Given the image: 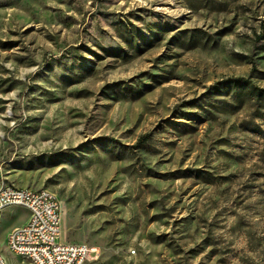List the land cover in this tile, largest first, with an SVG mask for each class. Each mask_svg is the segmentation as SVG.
Listing matches in <instances>:
<instances>
[{"label": "rangeland", "instance_id": "1", "mask_svg": "<svg viewBox=\"0 0 264 264\" xmlns=\"http://www.w3.org/2000/svg\"><path fill=\"white\" fill-rule=\"evenodd\" d=\"M2 181L84 264H264V0H0Z\"/></svg>", "mask_w": 264, "mask_h": 264}, {"label": "built area", "instance_id": "2", "mask_svg": "<svg viewBox=\"0 0 264 264\" xmlns=\"http://www.w3.org/2000/svg\"><path fill=\"white\" fill-rule=\"evenodd\" d=\"M11 206L26 209L24 221L6 232L15 255L29 264H84L97 249L81 242H61V204L46 188L0 182V213ZM0 264H5L0 254Z\"/></svg>", "mask_w": 264, "mask_h": 264}, {"label": "trees", "instance_id": "3", "mask_svg": "<svg viewBox=\"0 0 264 264\" xmlns=\"http://www.w3.org/2000/svg\"><path fill=\"white\" fill-rule=\"evenodd\" d=\"M233 84H234V85H240V86H247V85H248V84H247L245 81H243L241 78L235 79V80L233 81ZM249 88H250V92H255V94H256L257 96H261V95H262V90L259 89L258 87L249 85ZM143 138H144V137H143Z\"/></svg>", "mask_w": 264, "mask_h": 264}, {"label": "bare ground", "instance_id": "4", "mask_svg": "<svg viewBox=\"0 0 264 264\" xmlns=\"http://www.w3.org/2000/svg\"><path fill=\"white\" fill-rule=\"evenodd\" d=\"M61 225H62V214H61ZM61 227H62V226H61ZM5 245H6V247L8 248V250H9L11 253L15 254L14 249H13V246H12V242H11V241H5ZM0 254H1V253H0ZM1 255H2V254H1ZM3 258H4V260H5V264H7L6 259H5L4 256H3Z\"/></svg>", "mask_w": 264, "mask_h": 264}]
</instances>
